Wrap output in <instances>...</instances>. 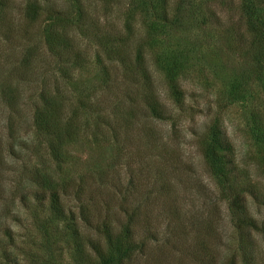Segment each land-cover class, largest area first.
Here are the masks:
<instances>
[{"label":"trees","instance_id":"1","mask_svg":"<svg viewBox=\"0 0 264 264\" xmlns=\"http://www.w3.org/2000/svg\"><path fill=\"white\" fill-rule=\"evenodd\" d=\"M194 2L174 0L172 14L170 0H0V264H20L9 222H22L14 210L20 206L40 236L35 252H24L28 264H137L154 258L151 248L172 187L161 160L171 153L156 121L175 126L192 109L185 107L179 83L188 56L152 33L177 28L187 13L193 16ZM242 7L253 34L243 77L264 92L263 8L257 0H242ZM91 61L99 76L75 91L74 74ZM15 83L37 88L21 124L11 121L12 114L32 95L23 97ZM245 85L233 81L219 106L243 98ZM260 111L251 123L264 143V105ZM192 134L209 176L233 193V224L260 231L233 191L231 147L217 121ZM84 142L108 146L112 154L81 162L71 149L79 151ZM4 171L12 172L9 183ZM248 245L242 238L243 264H252Z\"/></svg>","mask_w":264,"mask_h":264},{"label":"rangeland","instance_id":"2","mask_svg":"<svg viewBox=\"0 0 264 264\" xmlns=\"http://www.w3.org/2000/svg\"><path fill=\"white\" fill-rule=\"evenodd\" d=\"M173 1L170 0L171 13ZM257 1L264 14V0ZM190 11H194L193 16L187 13L179 23L181 27L166 28L162 34L152 33L153 39L167 41L170 50L188 56L189 63L179 76V83L184 105L192 109V113L186 114L175 126L171 121H156L162 132L164 149L175 158L161 156L170 173L168 183L172 184L167 197L170 207L164 211L158 241L153 242L151 248L154 258L148 263L139 259L137 264H243L239 250L242 238L249 240L251 263L264 264V143L256 139L251 123L253 113H262L264 92L257 81H246L243 77L247 68L244 57H247L253 34L246 27L242 0H195ZM145 17L148 20L152 18L149 14ZM161 49L165 50V44L161 43ZM42 58L52 64L51 58L43 52ZM97 76L99 68L91 61L74 74L75 91L92 85ZM233 81L246 84L244 96L221 108L218 98ZM14 86L17 87L16 92L23 93V97L32 95L24 105H19V114H12L11 121L21 124L30 116L31 101L37 88L27 83H15ZM70 89L73 91L75 87ZM159 91L164 94L163 87L160 86ZM173 108L178 111L177 107ZM212 120L217 121L231 147L229 156L235 165L232 175L236 180L233 191L262 227L260 231L251 228L239 230L233 224L230 216L233 193L228 188L227 191L223 189L219 181L209 176L204 159L197 151L196 137L192 132L202 133L204 125ZM174 129L179 141L174 139ZM20 135L25 136L21 131ZM84 143L76 146L79 151L71 149V154L78 156L81 162L100 157L105 160L112 154L108 146L100 149L91 142ZM11 162L17 164L14 159ZM157 164L162 167L160 162ZM11 175L12 172H3L7 183ZM2 205L0 203V208ZM14 210L23 219L19 223L9 221L15 233L19 234L15 235L20 246V252H16L17 259L20 264H28L24 252L26 249L34 251L40 236L31 225L26 210L21 206Z\"/></svg>","mask_w":264,"mask_h":264}]
</instances>
